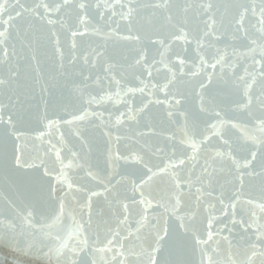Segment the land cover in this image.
Listing matches in <instances>:
<instances>
[{"label": "snow or ice", "instance_id": "1", "mask_svg": "<svg viewBox=\"0 0 264 264\" xmlns=\"http://www.w3.org/2000/svg\"><path fill=\"white\" fill-rule=\"evenodd\" d=\"M65 152L95 181L86 203L64 190ZM17 173L0 217L21 226L0 244L21 256L97 264L134 220L133 264H205L219 204L254 229L241 264H264V0H0V193ZM57 204L63 240L36 226Z\"/></svg>", "mask_w": 264, "mask_h": 264}, {"label": "water", "instance_id": "2", "mask_svg": "<svg viewBox=\"0 0 264 264\" xmlns=\"http://www.w3.org/2000/svg\"><path fill=\"white\" fill-rule=\"evenodd\" d=\"M31 147V145H29ZM52 161L54 162V167L56 168V174H59L61 170V163L59 161H55V154H52ZM61 161L64 165V171L68 176V182L72 184V189L69 190L67 185H64L65 191H71L79 196L81 203L87 202V195L76 193V189L81 187L86 182L94 184L95 181H90L89 178L81 179L83 175L77 168L76 161L70 153H63L61 156ZM22 175V173L17 174H10L9 177L3 178L4 184V191L0 193L5 200L8 198L15 199L18 190L22 191V185L20 184L19 180L17 179L18 176ZM53 184H56V181H52ZM248 185H258V181L256 179H250L246 183L245 193L246 195H250L252 197H258V191L249 192ZM102 190V189H97ZM69 205L71 206V201H69ZM218 211L214 213L219 218V222L215 223L213 231V238L214 243L211 244L209 247L208 255L205 257V264H207L208 257H211L213 264H241V262L246 258V255H251L249 251V237L253 240L255 239V232L253 228H247L246 224L241 225L239 222L233 223L232 217V209L229 207L227 209V215H224L222 211H219L220 205L217 204ZM92 210L94 219H96V213L102 212L105 216L108 215L107 207L104 202L103 197H92ZM257 216L260 215L259 209H256ZM61 215L62 217V225H57L53 223L55 216ZM44 219L41 220L40 214H37L36 217V226L40 228L41 225H52L49 227H44L43 231L51 232L53 235H58L60 240L67 238L68 230L74 229V221L72 219H66L63 214L60 212L59 205H56L55 212L51 213H44ZM241 218V213L239 209L236 212V221H239ZM78 219V217H77ZM0 220L3 221V224L0 225L2 227H7L9 223H12L16 226L17 230H19L21 226V220L15 213L5 212L3 217H0ZM113 229L115 230V224L112 225ZM136 223L135 221H130L121 226L119 229L121 235L118 239L117 243H114L110 246V250L108 251H98L96 260L97 264H111L113 258L119 264V261H123L127 259L128 264H133L134 257L131 256H121L119 255L120 252V243H123L125 248H128L131 244L136 242L135 237V230H136ZM131 233V235H130ZM39 235V233H37ZM110 238V237H109ZM207 239V236H205ZM75 238L69 241V248L75 244ZM218 242V246H217ZM23 244V240L21 241V245ZM46 247L55 248L57 246L56 240H49L45 242ZM98 249H106L107 241L104 237V233H100V243L95 246ZM70 258V252H66L65 255L60 259L57 260L55 258L45 259L43 256L36 257V256H21L19 253L13 251L10 247L7 246L6 243L0 244V264H15L16 261H21L22 264H67L68 259ZM197 264L199 262V255L197 254L195 257ZM257 264H260V261L257 260Z\"/></svg>", "mask_w": 264, "mask_h": 264}]
</instances>
